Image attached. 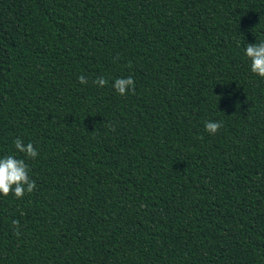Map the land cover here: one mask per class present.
I'll use <instances>...</instances> for the list:
<instances>
[{"label": "trees", "instance_id": "obj_1", "mask_svg": "<svg viewBox=\"0 0 264 264\" xmlns=\"http://www.w3.org/2000/svg\"><path fill=\"white\" fill-rule=\"evenodd\" d=\"M261 38L264 0H0V156L36 183L0 264H264Z\"/></svg>", "mask_w": 264, "mask_h": 264}, {"label": "clouds", "instance_id": "obj_2", "mask_svg": "<svg viewBox=\"0 0 264 264\" xmlns=\"http://www.w3.org/2000/svg\"><path fill=\"white\" fill-rule=\"evenodd\" d=\"M243 56L247 58L248 70L251 74L264 79V38L255 40L254 43H246L243 47ZM80 84H87L85 76L78 77ZM98 87H103L107 81L104 77H98L93 81ZM112 87L123 96L126 92L133 90L134 81L131 77L115 78ZM222 127V121L206 120L204 121V131L216 134ZM16 152L24 154L25 158L35 159L38 156L36 148L31 142L24 143L20 138L13 141ZM36 187L34 180L30 179L29 167L24 158H18L16 155L0 156V194L7 195L9 192L20 199L25 192H31Z\"/></svg>", "mask_w": 264, "mask_h": 264}]
</instances>
